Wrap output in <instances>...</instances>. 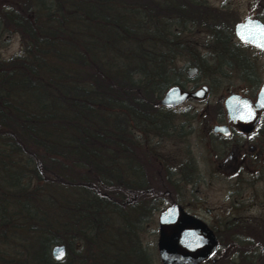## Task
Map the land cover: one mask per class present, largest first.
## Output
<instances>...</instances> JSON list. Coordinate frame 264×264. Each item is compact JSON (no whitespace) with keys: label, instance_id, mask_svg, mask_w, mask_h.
I'll return each mask as SVG.
<instances>
[{"label":"trees","instance_id":"trees-1","mask_svg":"<svg viewBox=\"0 0 264 264\" xmlns=\"http://www.w3.org/2000/svg\"><path fill=\"white\" fill-rule=\"evenodd\" d=\"M202 4L0 0V37L22 48L0 59V264H155L145 170L176 138L159 100L185 67H219L196 55Z\"/></svg>","mask_w":264,"mask_h":264},{"label":"flooded vegetation","instance_id":"flooded-vegetation-1","mask_svg":"<svg viewBox=\"0 0 264 264\" xmlns=\"http://www.w3.org/2000/svg\"><path fill=\"white\" fill-rule=\"evenodd\" d=\"M201 1L193 9L200 17L193 35L201 34L205 54L196 55L215 61L206 66L219 67L200 71L211 76L213 86H175L189 93L205 88L202 99L189 98L175 107L188 101L202 104L200 114L193 113L199 120L200 164L187 153L183 166L190 183H181L187 189L185 204L177 205L203 223L216 241L213 252L198 264H264V242H254L257 233L264 238V0ZM189 68L196 74L188 76ZM231 70L240 86L211 99L212 88ZM198 73L185 67L184 80ZM230 96L238 99L228 101Z\"/></svg>","mask_w":264,"mask_h":264},{"label":"rangeland","instance_id":"rangeland-1","mask_svg":"<svg viewBox=\"0 0 264 264\" xmlns=\"http://www.w3.org/2000/svg\"><path fill=\"white\" fill-rule=\"evenodd\" d=\"M210 3H215V0H209ZM217 3V2H216ZM195 35V34H194ZM192 35V36H194ZM195 40L194 44L197 48L198 54H205L203 48H201V34L193 38ZM192 39V40H193ZM22 48L19 42L18 36L15 35H2L0 37V59L8 60L12 56L21 55ZM188 57V56H186ZM185 57V58H186ZM185 64L184 60L177 61V67H181ZM185 70V69H184ZM232 72V70H231ZM184 75V71H183ZM228 76L222 79L221 83L218 87L212 88V96L211 99H218L220 96L226 95L230 91H234L236 88L240 86V84L236 80V75L234 72L231 74L227 73ZM214 81L216 82V78ZM211 76L205 73H198L197 77L193 80H186L184 84V89L188 90L192 86L199 87L200 85H204L203 83L208 82L209 85H215L211 81ZM218 84V83H217ZM229 90V91H227ZM202 109V104L199 102L188 101L184 103L182 106L175 108L174 111L171 110L172 114L175 118V134L176 138L173 137L171 139H163V140H153V144H157L156 148L152 150V153L157 156L156 162L151 161L149 166H146V176L148 178V187L149 190L153 193V197L157 198L159 201L158 204L161 209L158 212H155L153 215V235L146 237V240L151 242L153 245L154 253L156 255V239H157V215L158 213L171 204H178L181 207H184L185 204V194L186 187L181 183H190L187 179L188 171L185 166H183V162L187 161V153L191 154L194 163L200 164V147L197 145L198 133L200 132L199 128V120L198 117L193 116L194 111H197L196 115L200 114ZM188 129H191L192 132H189ZM152 154V155H153ZM162 159H166L168 161L167 164H173L175 168L168 167L173 171L172 178L175 180H179L178 183H166L164 179V174L162 171V167L159 162ZM166 164V162H165ZM182 172V174H181ZM194 174H200V171L197 170ZM193 183V180H191ZM198 183V182H194ZM184 195V198L182 197ZM259 221V220H258ZM254 242L256 244H261L264 242V238L261 239V235L257 233L255 236ZM222 246L225 245L221 243ZM155 264H161L156 255ZM202 264H211L208 261ZM214 264V262H213ZM216 264V263H215ZM222 264V263H220Z\"/></svg>","mask_w":264,"mask_h":264},{"label":"water","instance_id":"water-1","mask_svg":"<svg viewBox=\"0 0 264 264\" xmlns=\"http://www.w3.org/2000/svg\"><path fill=\"white\" fill-rule=\"evenodd\" d=\"M196 74V69L189 68L188 76ZM205 88L186 92L178 87H169L159 100L165 109L175 108L185 100L203 98ZM238 99L230 96L228 101ZM216 241L212 233L199 220L187 215L177 204L165 207L157 215L156 255L161 264H198L207 258L215 249ZM52 258L59 261L63 258V248H51Z\"/></svg>","mask_w":264,"mask_h":264}]
</instances>
